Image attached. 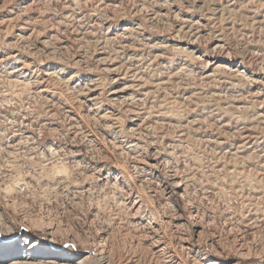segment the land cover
Listing matches in <instances>:
<instances>
[{"label":"rangeland","instance_id":"rangeland-1","mask_svg":"<svg viewBox=\"0 0 264 264\" xmlns=\"http://www.w3.org/2000/svg\"><path fill=\"white\" fill-rule=\"evenodd\" d=\"M0 78V264H264V0H0Z\"/></svg>","mask_w":264,"mask_h":264},{"label":"bare ground","instance_id":"bare-ground-1","mask_svg":"<svg viewBox=\"0 0 264 264\" xmlns=\"http://www.w3.org/2000/svg\"><path fill=\"white\" fill-rule=\"evenodd\" d=\"M189 1V0H188ZM257 1V0H256ZM252 2V1H251ZM250 3V2H249ZM263 3V2H262ZM259 4H260V2H259ZM249 6V5H248ZM228 7V6H227ZM226 7V8H227ZM191 8V7H190ZM184 9V8H183ZM182 9V10H183ZM231 9V8H230ZM234 9V8H233ZM165 10V9H164ZM250 10H252V9H250ZM187 11V10H186ZM191 11V10H190ZM178 13V12H177ZM222 13V12H221ZM228 13V12H227ZM235 13V12H234ZM179 14V13H178ZM224 14V13H223ZM221 15V14H220ZM228 15V14H227ZM252 17V16H251ZM205 19V18H204ZM182 21L183 22H187V25H184V26H182L181 28H179L178 30H177V32H176V38L177 39H175L174 37L173 38H170V40L171 41H177V42H175L174 44L175 45H177V49H178V45L179 44H182V43H185V41L186 40H184L185 38H186V36H184V35H182V34H184V29L185 28H187V27H189V26H191L192 25V22H191V20L190 19H188V18H185V17H182ZM199 23V22H198ZM260 25V24H259ZM256 26V25H255ZM263 26V25H262ZM139 28H141V27H138V29ZM200 28V27H199ZM175 29V28H174ZM201 29V28H200ZM191 30V29H190ZM249 30V29H248ZM186 31V30H185ZM197 35V34H196ZM192 37H193V35H192ZM197 38V37H196ZM195 38V39H196ZM219 38V37H218ZM28 39V38H27ZM147 41V43L146 44H150V40H149V38H145ZM26 41V40H25ZM165 42V41H164ZM193 42H194V40H193ZM190 44H194V43H190V42H187L186 41V43H185V45H189L188 47H181L182 49H187V48H189L190 47ZM217 44V43H216ZM122 46V45H121ZM120 46V47H121ZM164 46V45H163ZM170 47V46H172V44H168V43H166V45H165V47ZM220 46H222L223 47V45H219V44H217V48H219ZM14 47V46H13ZM215 47H216V45H215ZM226 47V46H225ZM17 48V47H16ZM124 48V47H123ZM213 49V48H212ZM183 52V51H182ZM218 53V52H217ZM97 54V53H96ZM228 55V54H227ZM230 55V54H229ZM232 55V54H231ZM199 57V56H198ZM113 58V57H112ZM117 59V58H116ZM186 59V58H185ZM113 60L114 59H110V58H107L106 59V61H104V62H102L101 64L102 65H106L107 63H110V62H112L111 64H113L114 62H113ZM212 61V60H211ZM81 62H82V60H81ZM209 63V62H208ZM232 63V62H231ZM140 64V63H139ZM210 64H215V61L213 62H211ZM218 65H221V64H218ZM78 67V66H77ZM76 67V68H77ZM183 67V66H182ZM129 68V67H128ZM131 70V69H130ZM110 71H121L120 70V68L119 67H116V68H114V69H112V70H110ZM183 71V70H182ZM189 71V70H188ZM235 71V70H234ZM126 72V71H125ZM128 72V71H127ZM185 72H187V71H185ZM241 72V71H240ZM186 74H188V73H186ZM190 75H191V73H189ZM193 74V73H192ZM136 75V74H135ZM76 77V75H72V77L69 79V81H71V80H73L74 81V78ZM191 76H193V75H191ZM211 76V75H210ZM212 77V76H211ZM1 79V78H0ZM3 79V78H2ZM121 79H126V77H125V75L124 76H121L120 78H118L117 79V81L119 82ZM186 79V78H185ZM264 79V78H263ZM9 80V79H8ZM166 81V80H165ZM165 81H161V82H165ZM260 81H261V79H260ZM2 82H3V80H2ZM116 82V81H115ZM170 82V81H169ZM168 82V83H169ZM179 82V81H178ZM184 82H186V81H184ZM160 84V83H159ZM163 84H165V83H163ZM177 84V83H176ZM9 85V84H8ZM15 85H16V83H15ZM24 85H26V84H24ZM92 87H86V89H87V92H85V93H82V97H85L86 99H87V101H89V102H93V101H97V99H99L100 98V96L99 95H95V93H96V91L98 90V86H96L97 84L94 82L93 84H90ZM187 85V84H186ZM160 86V85H159ZM158 86V87H159ZM49 87V86H48ZM55 87V86H54ZM144 87V86H143ZM163 87V86H162ZM183 87V86H182ZM189 87V86H188ZM195 87V86H194ZM5 88V87H4ZM9 88V87H8ZM53 88V87H52ZM56 88V87H55ZM142 89V87L141 86H138L137 87V85H135L134 83H131V84H125V85H123L122 87H117L116 89H114V90H112L110 93H109V95H110V98L113 100V101H118L120 98H122V97H124V96H127V93H140L139 92V90H141ZM158 89V88H157ZM6 90H8V89H6ZM76 90H78V89H76ZM46 91H48V92H50L49 91V89H43V90H41V92H46ZM136 91V92H135ZM200 91V90H199ZM39 92H40V90H39ZM73 92V91H72ZM83 92V91H82ZM186 92H188V91H186ZM261 92V91H260ZM54 93V92H53ZM142 93V92H141ZM161 93V92H160ZM200 93V92H199ZM254 93H256V92H254ZM38 94V93H37ZM60 94V93H59ZM80 94V93H79ZM79 94H78V96H79ZM148 94V93H147ZM140 95V94H139ZM139 95H137V96H139ZM199 96V95H198ZM43 97H45V96H43ZM67 97V96H66ZM81 97V98H82ZM191 97V96H190ZM194 97V96H193ZM192 97V98H193ZM261 97V96H260ZM73 98V97H72ZM131 98V97H130ZM132 98H134L133 96H132ZM131 98V99H132ZM137 98H139V97H137ZM246 98V97H245ZM6 99H8V98H6ZM78 99H80V98H77V100ZM123 99V98H122ZM125 99H127L126 97H125ZM134 99H136V98H134ZM236 99V98H235ZM240 99H242V97L240 98ZM143 100V99H142ZM173 100V99H172ZM185 100V99H184ZM233 100V99H232ZM259 100V99H258ZM71 101H72V99H71ZM161 101H163V99L161 100ZM231 101V100H230ZM235 101H240V100H235ZM67 102V101H66ZM86 102V101H85ZM169 102V101H168ZM168 102H166V103H168ZM75 103V102H74ZM111 103V102H110ZM187 103V102H186ZM73 104V103H72ZM174 104V103H173ZM185 104V103H184ZM237 104V103H236ZM264 104V103H263ZM70 105V104H69ZM97 105V104H96ZM125 105V104H124ZM157 106V105H156ZM166 105H164V107H165ZM229 106V105H228ZM231 106V105H230ZM235 106V105H234ZM240 106V105H239ZM245 106V105H244ZM117 107V106H116ZM162 107V106H161ZM251 107V106H250ZM64 108V107H63ZM119 108V107H118ZM155 109V108H154ZM260 109V108H259ZM91 110V109H90ZM241 110V109H240ZM239 110V111H240ZM133 111V110H132ZM28 112V111H27ZM137 113V112H136ZM140 113V112H139ZM260 114V113H259ZM258 114V115H259ZM54 115V114H53ZM136 115V114H135ZM264 115V114H263ZM147 117V116H146ZM149 117V116H148ZM257 118V117H256ZM161 119V118H160ZM133 120H135L134 118H133ZM139 120V119H138ZM253 120V119H252ZM170 121V120H169ZM190 121V120H189ZM263 121V120H262ZM168 122V121H167ZM109 123V122H108ZM164 123V122H163ZM175 123V122H174ZM194 123V122H193ZM112 124V123H111ZM140 125H142V124H140ZM172 125V124H171ZM193 125V124H192ZM177 126V125H176ZM179 126H181V125H179ZM185 126H186V124H185ZM188 126V125H187ZM249 126V125H248ZM257 126V125H256ZM145 127V126H144ZM184 127V126H183ZM193 128V127H192ZM198 128V127H197ZM138 129V128H137ZM196 129V128H195ZM249 129V128H248ZM181 130V129H180ZM193 130V129H192ZM239 130V129H238ZM240 130H242V129H240ZM247 130V129H246ZM253 130V129H252ZM188 131V130H187ZM243 131H245V130H243ZM238 132V131H237ZM241 132V131H240ZM18 133V132H17ZM175 133V132H174ZM189 133V132H188ZM16 135V134H15ZM22 135V134H21ZM180 135V134H179ZM189 135V134H188ZM238 135V134H237ZM191 136V135H190ZM241 136H243L242 134H241ZM257 136H259V135H257ZM164 137V136H163ZM187 137H189V136H187ZM244 137V136H243ZM246 137V136H245ZM165 138V137H164ZM191 138H193V137H191ZM197 139V138H196ZM198 139H200V138H198ZM184 140V139H183ZM201 140H203V139H201ZM214 141V140H213ZM216 141V140H215ZM219 142H222V140L221 141H219ZM246 142V141H245ZM152 143H153V141H152ZM259 143V142H258ZM155 144V143H154ZM243 144V143H242ZM241 144V145H242ZM173 145V144H172ZM175 145V144H174ZM187 145V144H186ZM249 146H251V145H249ZM248 146V147H249ZM257 146V145H256ZM237 147H239V146H237ZM255 149V148H254ZM243 150H245V149H243ZM238 151H240V150H237V152ZM237 154V153H236ZM18 155V154H17ZM220 156H222V155H220ZM219 156V157H220ZM218 157V158H219ZM223 157V156H222ZM220 159H221V157H220ZM161 162V161H160ZM163 162V161H162ZM156 164V163H155ZM159 164V163H158ZM162 164V163H161ZM152 165V164H151ZM167 165V164H166ZM171 165V164H170ZM153 166H154V164H153ZM157 166V165H156ZM155 166V167H156ZM158 167V166H157ZM59 168H62V167H59ZM64 168V167H63ZM66 171V170H65ZM174 171V170H173ZM57 172L58 173H61V172H63V170H61V169H58L57 170ZM174 175V174H173ZM56 176V175H55ZM58 176H60V175H58ZM63 180V179H62ZM61 180V181H62ZM16 181V180H15ZM19 181V180H18ZM179 182V181H178ZM23 184V183H22ZM20 184L18 183V186H19ZM186 185V184H185ZM23 186V185H22ZM21 185H20V188L22 187ZM187 187V186H186ZM175 188L176 189H179L178 191H180V190H183V185L180 183V184H178L177 186H175ZM174 188V189H175ZM11 190V189H10ZM173 193V192H172ZM171 194V193H170ZM169 194V196H171ZM174 196V195H173ZM182 196V195H181ZM171 198V197H170ZM183 198H184V196H183ZM186 198H188V197H186ZM136 203H138V202H136ZM192 206V205H191ZM175 211V210H174ZM175 213V212H174ZM171 214H172V212H171ZM170 215V214H169ZM178 217H179V215H177ZM171 217V216H170ZM173 219H176V217H173ZM182 219V218H181ZM171 221V220H170ZM164 222V221H163ZM174 225V224H173ZM153 231H155V230H153ZM155 234H156V232H155ZM182 239V241L183 242H187L188 241V239L187 238H181ZM156 242L157 243H159L160 242V239H157L156 240ZM35 243V242H34ZM156 244V243H155ZM35 246V245H34ZM171 249V246L170 245H166V246H163L161 249H159V252H161V255H163L165 258H167V261L168 262H172V263H175V264H179L177 261H175V257H176V255H175V251L174 250H170ZM171 251H173V252H171ZM32 256H33V254H32ZM96 257V255L95 256H93V254L91 253V255L90 254H88V255H85L84 257H83V259L82 260H79V261H77V262H75V263H72V261H73V259H71V258H63V257H58L59 258V260H61L62 261V263H60V264H88V260H91V259H94ZM98 259L97 258H95V261H97ZM166 261V260H165ZM166 261V262H167ZM174 261V262H173ZM55 261H52L51 263L53 264ZM180 262V261H179Z\"/></svg>","mask_w":264,"mask_h":264},{"label":"snow or ice","instance_id":"snow-or-ice-1","mask_svg":"<svg viewBox=\"0 0 264 264\" xmlns=\"http://www.w3.org/2000/svg\"><path fill=\"white\" fill-rule=\"evenodd\" d=\"M65 247H75V245H66Z\"/></svg>","mask_w":264,"mask_h":264},{"label":"built area","instance_id":"built-area-1","mask_svg":"<svg viewBox=\"0 0 264 264\" xmlns=\"http://www.w3.org/2000/svg\"><path fill=\"white\" fill-rule=\"evenodd\" d=\"M0 82H1V80H0ZM0 85H2L1 83H0ZM1 87H3V85L1 86ZM6 88V87H5ZM6 90V89H5ZM4 93H5V91H4ZM2 94V93H1Z\"/></svg>","mask_w":264,"mask_h":264}]
</instances>
